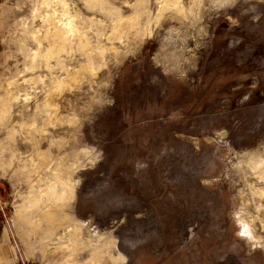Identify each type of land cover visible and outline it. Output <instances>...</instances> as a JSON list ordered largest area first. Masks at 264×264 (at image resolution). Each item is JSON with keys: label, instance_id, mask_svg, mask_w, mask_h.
Returning a JSON list of instances; mask_svg holds the SVG:
<instances>
[{"label": "rangeland", "instance_id": "obj_1", "mask_svg": "<svg viewBox=\"0 0 264 264\" xmlns=\"http://www.w3.org/2000/svg\"><path fill=\"white\" fill-rule=\"evenodd\" d=\"M45 1L59 2L36 0ZM87 2L103 8L105 0ZM175 3L149 8L157 23L135 39L122 34L123 17L104 33L103 57L120 61L101 69L110 74L104 102L79 112L66 105L55 115L69 126L49 142L78 137L70 152L50 151L32 130L24 133L28 121L18 113L35 104L20 99L21 82L31 74L18 76V61L7 59L11 20L0 17V102L9 87L17 156L9 162L7 150L0 160V264H68L62 247L75 245L72 226L42 222L47 207L40 212L28 200L56 181L73 187L61 212L80 225L73 264H264V247L255 246L264 245V0ZM40 11L32 22L43 29L39 36L50 28L49 13L58 27L75 25L71 40L82 56L92 51L87 67L95 70L96 46L81 25L103 17L83 7L80 21H64L57 7ZM173 58L165 73L161 65ZM243 225L251 240L237 235ZM104 238L113 242L112 259L106 251L97 260Z\"/></svg>", "mask_w": 264, "mask_h": 264}, {"label": "clouds", "instance_id": "obj_2", "mask_svg": "<svg viewBox=\"0 0 264 264\" xmlns=\"http://www.w3.org/2000/svg\"><path fill=\"white\" fill-rule=\"evenodd\" d=\"M159 0H105L103 8L100 5H92L87 0H59L56 5L40 4L36 0H3L0 3V17L4 21L11 20V51L6 53L9 61H18L17 75L23 76L25 73L31 74L28 79L21 82L23 87L20 99H29L35 104V111H27L28 106H22V111L18 113L22 119L28 121V127L37 134L39 140H43L42 147L50 151L70 152L76 143L78 137L67 135L60 141L51 140V137L57 134L64 135L68 129L69 121L63 119L57 121L55 115L57 111L76 110L77 112L85 110L90 104H102L104 102L102 94L110 85V74L101 69L105 64L118 66L120 61L116 56L105 59L102 55L104 49L99 46L100 39H108L104 33L113 28V21L118 17H123L122 34L133 39L138 34L145 33L149 24L153 26L157 23L148 13L149 8H154ZM183 3L185 8L191 5L192 0H176L172 7ZM48 7H57L62 10L63 20L80 21V7L87 9L89 13L93 11L99 13L103 19L95 20L90 25H81L82 32L91 33V39L96 46L97 55L95 63L98 67L90 70L87 65L93 62L91 55H81V46H74L70 37L66 38L68 31L76 32L75 25L71 29L61 22L56 29L59 34L56 38V44L67 45V51L63 45L59 51H65L62 57L59 53H53L52 49L46 54L40 45L43 40H51V35L40 37L39 32L43 29H34L32 22L39 21L41 18V9ZM74 10V15L69 17V10ZM143 11H140V10ZM174 20L175 17H169ZM119 26V25H118ZM78 33L77 35H80ZM5 47L0 44V48ZM33 48L35 51L33 52ZM179 50V49H177ZM22 57V60L19 59ZM55 61V64L49 61ZM66 65H74L71 72ZM176 65L175 58L170 63L162 64L165 73H171ZM11 83L16 84L13 80ZM63 126V127H62ZM55 129V132L50 131ZM237 235L241 238L251 240L252 235L247 229V225L241 226ZM256 247H264L259 242Z\"/></svg>", "mask_w": 264, "mask_h": 264}, {"label": "bare ground", "instance_id": "obj_3", "mask_svg": "<svg viewBox=\"0 0 264 264\" xmlns=\"http://www.w3.org/2000/svg\"><path fill=\"white\" fill-rule=\"evenodd\" d=\"M88 1V0H87ZM96 1V0H95ZM51 2V1H50ZM45 4L47 5H50L48 1H45ZM96 4V3H95ZM141 11V10H140ZM56 19V17H55ZM121 19V18H120ZM45 21L47 23H50L51 25L49 29H47V31L43 32L44 35L42 37H45V36H49L51 35L52 39L51 40H48V39H45L47 40V45L46 46H42L43 44L40 45V47L43 48L44 52L47 54L48 53V50L51 48L52 49V52L53 53H57L59 51V48L61 45H63V42H61V45H57L56 44V38L57 36L59 35L57 32H56V29L58 28V26L55 24V21H54V17H53V14L49 13L46 15L45 17ZM119 20H117L118 22ZM71 24V23H70ZM44 28H46L45 26H43ZM48 27V26H47ZM73 27V26H72ZM69 28V27H68ZM70 29V28H69ZM72 32V31H71ZM71 32L69 31L68 33H66V38L67 37H70L71 38V35L74 34V32ZM70 33V36H67V34ZM40 35V34H39ZM79 39V38H78ZM81 42V41H80ZM45 45V44H44ZM33 50V49H32ZM35 50H33L34 52ZM92 52V51H91ZM90 52V53H91ZM87 53V52H86ZM89 53V54H90ZM87 54V55H89ZM50 62V61H49ZM95 64V63H94ZM11 82H9L10 84ZM9 89V91L7 90ZM7 90V91H6ZM2 91V90H1ZM4 91V90H3ZM5 96H3V101L0 102V133L1 131H4L3 129L6 128V126H8L10 124V129L7 130L6 128V134H7V137L5 138L4 140V143H0L2 144L0 146V160L3 159V157L1 158V155L2 153H4V151H7L9 152L10 154V157L9 158V162H11V160L13 158H17L16 156V147H15V143H14V140H13V134H14V127H13V123L11 121V118H10V103L8 104V100H10V97L12 96V93H11V90L9 87H6L5 88V91L3 93ZM8 97V99H7ZM1 98V97H0ZM12 98V97H11ZM13 100V98H12ZM20 129L22 130V132L24 131V128H23V125H20ZM26 130L24 131L25 132H30L31 128L30 127H27L25 128ZM17 131V130H16ZM15 131V132H16ZM5 133V132H4ZM17 134V133H16ZM13 135V136H11ZM6 136V135H5ZM2 138V135L1 137ZM15 139V138H14ZM2 142V141H1ZM13 142V143H12ZM15 158V159H16ZM4 162V161H3ZM2 162V163H3ZM13 162V161H12ZM8 163V162H7ZM10 164V163H9ZM4 167V165H1ZM36 167V166H35ZM30 168V167H29ZM7 169V168H6ZM57 169V168H56ZM55 169V170H56ZM37 170H40V169H37ZM61 170V169H60ZM33 171V170H32ZM29 172V171H28ZM31 172V171H30ZM26 175V174H25ZM56 175V174H55ZM61 176V175H59ZM47 176H45L46 178ZM43 178V177H42ZM54 178H57L56 176ZM63 179V178H61ZM31 180V179H30ZM40 180V178H37L36 179V183H38ZM43 180V179H42ZM34 181V179H33ZM49 181V179H48ZM58 182L56 181L53 182V185L50 183L46 186V188H42L40 189L41 191L39 196L36 198V197H29V201L30 203H34L35 204V208H37L38 210H42V208L44 206L47 207L46 211H42V215H41V221L42 222H46L50 225H56V226H63V225H69V226H72L71 229L68 231L69 232V235L70 237H74V246H69L67 244L63 245L64 247H62L64 249V251H66V255L67 258L65 257V263H68V264H73L74 263V254L75 252L77 251V234L78 232L80 231V225L77 221L74 222V219L73 217H71L70 215L68 214H62L63 213V210L65 207H68L69 203L71 202L70 200L73 199V187L72 185L68 184L67 182H64L62 181L61 182V185H58L57 184ZM35 184V183H34ZM33 184V185H34ZM42 184V183H40ZM40 184H38V188H40ZM47 184V183H46ZM42 187V186H41ZM35 189V187H34ZM33 190V189H32ZM34 191V190H33ZM69 200V203H67V201ZM48 204H51L48 206ZM43 205V206H42ZM29 207V206H28ZM31 209V208H29ZM33 210V209H32ZM35 211V210H34ZM62 212V213H61ZM33 213V211H32ZM37 214V213H36ZM31 216V215H30ZM27 217V216H26ZM37 217V216H36ZM31 218V217H30ZM36 222V221H35ZM69 222V224H67ZM66 223V224H65ZM47 226V225H46ZM52 227V226H51ZM59 227V228H60ZM49 228V227H48ZM55 228H58V227H55ZM63 228V227H62ZM55 230V229H53ZM52 230V231H53ZM57 230V229H56ZM48 233V232H47ZM53 233V232H52ZM50 234V233H49ZM112 240L110 238H104L102 240V242H98V244L96 245L95 247V251H94V255H96V259L98 260V257L100 254L102 253H105L107 251V253L110 254V257L112 259V256H111V253L109 252V250H111L112 248ZM93 255V254H92ZM63 257V256H62ZM100 258V257H99ZM102 258V257H101ZM95 259V260H96ZM94 260V261H95ZM98 262V261H97ZM85 264H95V263H85Z\"/></svg>", "mask_w": 264, "mask_h": 264}]
</instances>
